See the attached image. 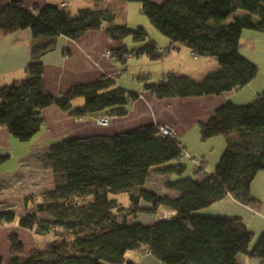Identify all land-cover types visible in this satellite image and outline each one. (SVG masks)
<instances>
[{"label":"trees","instance_id":"obj_1","mask_svg":"<svg viewBox=\"0 0 264 264\" xmlns=\"http://www.w3.org/2000/svg\"><path fill=\"white\" fill-rule=\"evenodd\" d=\"M118 1L139 3L142 14L170 45L164 54L157 52L152 41L137 50L112 49L114 62L125 66L130 55L163 60L184 47L193 58L210 57L218 65L200 80L169 72L159 83L144 81V90L156 100L223 96L257 77L258 68L241 56L239 45L244 30L264 31V0ZM237 11L243 14L228 21ZM114 19L98 6L79 9L75 16L59 5L29 10L15 1L1 7L0 33L29 30L32 44L26 77L0 87V127L26 143L44 127L41 111L48 107H57L74 119L125 117L139 94L126 91L113 78L75 85L58 96L47 92L42 81L40 58L53 50L59 36L77 40L102 29L111 41L147 40L143 28L131 30ZM78 99L81 106L74 105ZM159 128L146 124L113 136L71 138L50 145L39 162L52 174V189L17 220L20 228L44 237L42 248L25 257L19 237L11 234L10 257L5 262L0 258V264H135L125 259L128 251H142L160 264H237L241 254L264 263V232L250 248L254 236L239 217L195 214L226 196L252 210L260 209L250 188L255 176L264 171V91L246 105L217 108L206 123L199 124L200 139L222 136L225 150L214 171L204 178L166 180L164 189L176 196L145 188L154 172L167 177L185 169L179 164L186 154L183 147ZM119 194L127 195L128 205L118 199ZM159 211L175 212L176 217L147 225L132 222L137 214L155 217ZM15 218L14 213L0 212V226Z\"/></svg>","mask_w":264,"mask_h":264},{"label":"crops","instance_id":"obj_2","mask_svg":"<svg viewBox=\"0 0 264 264\" xmlns=\"http://www.w3.org/2000/svg\"><path fill=\"white\" fill-rule=\"evenodd\" d=\"M15 1L20 2L24 8L33 10L34 7L57 6L62 0H0V8ZM113 2L115 0L98 1L96 6L102 8L101 4L108 5ZM68 6L69 2L65 9ZM241 14H243L241 11H237L235 15L229 17L228 21ZM31 44L32 35L29 30L17 31L9 35L0 33V87L9 86L26 77L25 68L30 62ZM163 45L164 48L162 49L167 48L170 41L166 39ZM122 46H125L123 41L108 40L102 29L89 31L77 40L59 36L53 50L44 53L40 58L43 65L42 81L45 90L54 96H58L75 85L90 84L104 76L113 78L117 85L125 87L123 78L118 74L119 72L123 73L125 69L121 70L117 62L105 56L106 51ZM183 48L180 47L178 50L172 51V55L170 52L163 58L165 59L162 63L165 66L163 69L165 72H163L162 78L169 72L177 73L182 66L197 69L198 65H202V62L210 64L211 67L210 70L204 72L205 74L218 68L217 63L215 65L210 59L195 63L199 59L194 58L195 62H191L188 56H184L186 52L191 56V52L188 49V51H183ZM239 52L241 56L256 65L258 68L257 77L242 89L223 96L156 100L150 92L143 90L139 92V98L129 105L125 117L110 118L106 126L96 124L99 115L74 119L67 112L57 107H48L41 111L44 127L31 141L26 143L19 142L8 133L6 128L0 127V158H3L0 161L1 167L6 161L12 159L18 161L21 167L33 153L43 154L50 145L61 140L95 135L113 136L146 124L169 127L173 130L174 136L185 153L199 155L206 161V146L211 145L213 149L215 146L217 149H221V141L217 138H221L224 147L226 146L225 139L218 136L202 141L199 135V124L206 123L217 108L225 104L246 105L264 91V31L244 30L240 38ZM205 74H201L200 78L193 80H200ZM162 78L156 83H159ZM81 104V99L74 103L76 106H81ZM14 154L15 156H13ZM204 163L203 161L200 162L203 170L199 172L198 167V170L195 171L201 175L199 179L211 174L206 170ZM17 173L9 175H16ZM250 192L261 204L258 211L238 203L231 196H226L209 207L195 212V214L219 218L239 217L257 240V237L264 232V216L258 213L262 204L264 206V171L255 176ZM160 194L176 196V194L169 193L165 189ZM155 221L153 220L149 224ZM11 234H16L24 247L25 243L30 246L29 254L41 243L32 232L20 228L17 223L13 225L12 223L3 224L0 226V258L3 262L9 258L8 236ZM256 240L250 244V248L253 247ZM139 252L141 255L137 262H134L135 264H160L152 256H145L142 251ZM236 261L237 264H264L259 259L249 258L242 254L236 257Z\"/></svg>","mask_w":264,"mask_h":264},{"label":"rangeland","instance_id":"obj_3","mask_svg":"<svg viewBox=\"0 0 264 264\" xmlns=\"http://www.w3.org/2000/svg\"><path fill=\"white\" fill-rule=\"evenodd\" d=\"M163 0H154L155 3H161ZM69 6L65 9L66 13L71 16H75L78 9L83 8H94L97 5L96 0H68ZM68 4V3H67ZM66 4V5H67ZM102 5L103 10H107L109 13L113 14L115 19V24L125 25L128 29L134 30L136 28H143L147 34V40L144 42H135L131 37H125L122 41L125 47L129 50H137L141 46L147 44L149 41H152L156 44L159 49L164 48L163 42L166 41V37L163 36L160 32H158L154 26L149 22L146 16H144L141 12V6L137 2H121L115 0V2L110 3L108 5ZM183 51H188L186 48H183ZM164 50V49H162ZM107 52V51H106ZM105 52V53H106ZM172 55V51H171ZM174 55V54H173ZM108 57V55H105ZM184 56H188L191 59V62H195V59L186 52ZM110 57V56H109ZM111 58V57H110ZM199 60L195 63H199V61H204V59H210V61H214L213 58H198ZM163 60L151 61L145 56H139L132 58L128 61L127 65L119 66L121 70L125 69V71L121 74L119 72V76L123 78L124 86L122 87L126 91L131 93L139 94L144 90V84L147 83H156L162 78L163 70L165 66L162 64ZM192 67L182 66L180 71L174 74H180L188 76L192 79L200 78L201 74H205L207 70H210V64L206 62H202V65H198L197 69H190ZM118 77V76H117ZM118 77V78H121ZM143 77L145 79H140ZM145 81V83H144ZM122 86V85H119ZM97 124V123H96ZM99 126V125H98ZM169 128V127H168ZM222 137V136H221ZM221 149H215L211 145L206 146V157L207 160L204 161L202 157L199 155L187 154L186 156L179 160V164L185 166V169L180 175L170 174L166 176H159L157 173L150 174L145 188L151 190L157 194H160L164 190V185L166 180H179V179H198L200 178V174L198 173V166L200 162H205V168L209 173L214 171L216 164L218 163L220 157L224 153L225 147L223 146V142L221 138ZM219 143V142H217ZM205 147V146H204ZM219 150L220 153H219ZM215 152V153H214ZM16 154V151H15ZM15 154L13 156H15ZM40 153H33L20 167L18 161L12 159L11 161H4L3 167L0 164V212L4 213H14L15 221L12 223H18V216L22 215L25 211H29L33 209L36 203L41 199V197L53 186L52 174L49 170L44 169L39 162ZM198 166H197V165ZM167 164L165 166H168ZM196 169L198 170L197 172ZM201 170H203L201 168ZM18 172V173H17ZM200 172V171H199ZM16 175H9L15 174ZM168 178V179H167ZM252 185V184H251ZM118 199L123 203L124 206L128 205V197L126 194L117 195ZM26 199L28 200L26 202ZM30 201V202H29ZM218 202V201H217ZM30 203V205H29ZM121 203V204H122ZM28 204V205H27ZM261 205V204H260ZM263 204L261 206L260 213L264 216ZM202 210V209H201ZM199 211V210H198ZM197 212V211H196ZM171 212L159 211L155 217L147 216L146 214H137L135 219L132 222H141L143 224H149L153 222V220L159 221L164 220L165 215L170 214ZM44 218H48V215H42ZM219 218V217H218ZM263 233V232H262ZM38 241L41 243L38 245V248H42V241L44 237L36 236ZM258 238V237H257ZM256 237H253L251 244L255 242ZM24 256L27 257L29 255L30 246L26 243L24 244ZM139 251H128L125 254V259L131 262H137L140 257ZM10 257V254H9Z\"/></svg>","mask_w":264,"mask_h":264},{"label":"built area","instance_id":"obj_4","mask_svg":"<svg viewBox=\"0 0 264 264\" xmlns=\"http://www.w3.org/2000/svg\"><path fill=\"white\" fill-rule=\"evenodd\" d=\"M67 0H62L60 3H59V7L61 8H65L66 7V4H67ZM159 54H164V50L162 49H158L157 51ZM105 55H108V57L110 56V52L107 51L105 53ZM129 59H132V55L129 56ZM122 73V72H121ZM109 122V119L107 117H101L99 119L96 120V123L97 125L99 126H106ZM159 131L161 134L165 135V136H174V132L172 129L168 128L167 126H160L159 128ZM186 156V154H185ZM147 255H149V253L147 252L146 253Z\"/></svg>","mask_w":264,"mask_h":264},{"label":"water","instance_id":"obj_5","mask_svg":"<svg viewBox=\"0 0 264 264\" xmlns=\"http://www.w3.org/2000/svg\"><path fill=\"white\" fill-rule=\"evenodd\" d=\"M176 217V213L175 212H171L170 214H167V217L164 219L165 221L168 220H173Z\"/></svg>","mask_w":264,"mask_h":264},{"label":"bare ground","instance_id":"obj_6","mask_svg":"<svg viewBox=\"0 0 264 264\" xmlns=\"http://www.w3.org/2000/svg\"><path fill=\"white\" fill-rule=\"evenodd\" d=\"M167 217V215H165V218Z\"/></svg>","mask_w":264,"mask_h":264}]
</instances>
